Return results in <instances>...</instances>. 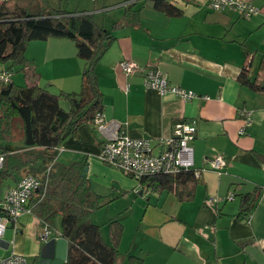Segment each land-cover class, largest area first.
Wrapping results in <instances>:
<instances>
[{"label":"crops","instance_id":"0c3cea01","mask_svg":"<svg viewBox=\"0 0 264 264\" xmlns=\"http://www.w3.org/2000/svg\"><path fill=\"white\" fill-rule=\"evenodd\" d=\"M72 1L63 6L59 0L58 8L94 13L108 30L124 23L112 31L114 39L96 65L106 128L81 124L78 135L61 144L56 159L69 160L70 165L84 160L91 195L113 198L94 210L91 220L101 226L107 243L112 241L109 223L123 225L115 264L137 263L132 258L142 264H264V89L239 79L245 70L264 86V0H249L259 7L250 18L234 10H214L208 0H173L182 9L179 16L157 9L152 0H136L141 11L135 25H125L127 0H75L73 6ZM26 57L23 68L14 70V83H37L53 93L81 89L85 61L74 41L34 40ZM123 60L135 63L136 71L123 72ZM149 67L196 96L182 99L147 88L144 73ZM242 107L251 111L243 133ZM180 120L195 122V165L205 168L200 177L194 176L191 199H181L176 190H137L136 178L99 158L103 144L118 133L148 138L156 145L172 136ZM219 154L228 161L221 174L208 164ZM17 181L7 183L5 191ZM257 188V202L245 219L242 195ZM19 228L17 234L8 227L10 238L6 230L2 255L38 256L44 243L41 219L26 212Z\"/></svg>","mask_w":264,"mask_h":264},{"label":"trees","instance_id":"16d2710c","mask_svg":"<svg viewBox=\"0 0 264 264\" xmlns=\"http://www.w3.org/2000/svg\"><path fill=\"white\" fill-rule=\"evenodd\" d=\"M34 1L1 0L0 64L21 70L27 62L26 51L31 41L57 37L75 42L77 54L85 61V67L78 92L53 93L37 83L19 85L13 80L0 84V123L5 129L17 126L19 132L23 133L22 146L2 151L5 160L0 172V189L9 176L19 180L30 165L42 164L43 174L51 167L46 196L40 200L38 195H34L30 204L33 206L32 213L53 228L57 216H61V233L69 241L65 264H115L121 254L119 240L123 225L117 220L109 223L112 241L107 243L102 236L101 226L91 220L92 212L113 198L107 200L100 194L91 195L90 181L83 175L86 166L84 160L64 167V172L58 177L54 176L52 167L61 144L69 136H77L81 124L94 123L96 115L103 113V93L99 87L96 65L114 39L112 31L124 26V23L116 22L108 30L97 22L94 13L52 8L48 0H41L39 10L31 13L30 7ZM152 1L157 9L168 15L182 14V9L173 0ZM136 2L127 0L125 3V25H135L140 21L141 9L136 8ZM239 79L244 85L264 89L245 70ZM62 99L70 102L69 110L62 107ZM196 181L193 171H185L178 175L145 177L142 184L145 188L176 190L178 196L185 200L194 196L190 187ZM186 186H189L188 190ZM259 191L257 188L242 195L245 219L255 206ZM39 259L38 255L31 263L39 264ZM132 259L137 262L135 264H142L141 259Z\"/></svg>","mask_w":264,"mask_h":264},{"label":"built area","instance_id":"2783aa9c","mask_svg":"<svg viewBox=\"0 0 264 264\" xmlns=\"http://www.w3.org/2000/svg\"><path fill=\"white\" fill-rule=\"evenodd\" d=\"M210 8L214 10H234L245 18H250L258 13L259 7L249 0H208ZM121 69L126 74L136 71L137 65L131 61L123 60ZM14 70L0 64V84H8L13 80ZM147 88L157 90L161 94L172 93L182 99H191L196 96L193 90H188L171 82L169 77L156 68H147L144 73ZM239 116L245 119L246 125L251 123V111L247 107L239 109ZM94 124L101 130L106 128L103 113H98ZM197 127L194 121L180 120L175 123L173 134L162 139L159 144H154L148 138H132L124 133L110 137L101 147L99 158L120 170L132 175L139 181L137 190L144 189L142 180L145 177L156 175H178L185 171H193L195 177H200L204 171L195 165L193 140ZM5 155L0 153V172L4 166ZM219 174L225 171L228 161L224 155L219 154L208 163ZM49 167L43 176L27 174L22 176L15 185L8 188L3 198H0V245L3 242L6 230L10 225L18 233L19 219L26 213H32L31 199L38 195L42 200L48 191L50 182ZM150 188V187H149ZM233 199L232 194L229 195ZM211 200H215L211 197ZM42 221V220H41ZM54 228L46 221H42L39 233L42 241L51 238ZM61 235L62 233L59 232ZM0 264H32L26 255L12 252L0 256Z\"/></svg>","mask_w":264,"mask_h":264},{"label":"rangeland","instance_id":"374dc122","mask_svg":"<svg viewBox=\"0 0 264 264\" xmlns=\"http://www.w3.org/2000/svg\"><path fill=\"white\" fill-rule=\"evenodd\" d=\"M48 1H49V4L51 5L52 8L61 7L59 5V0H48ZM60 1L62 2L63 6H66V4H67L66 1L67 0H60ZM40 3H42L41 0H35L32 3V5L30 7L31 13L39 10ZM74 3H75V0L72 1V6L74 5ZM61 105L66 110L70 109L69 101L61 100ZM20 128H22V127H20ZM22 145H23V133H22V131L19 132L17 126H15L14 129L12 127L11 128L9 127L8 129H5V126H3L2 123H0V152H2L4 149L9 148V147H17V148H19ZM62 159H60L59 161H55V163H54V165L52 167V172H53L55 177H58L59 175H61L64 172V170H63L64 167H66L67 165H70V161L69 160L65 161V160H62ZM40 168H41L40 165H37V164L30 165V166H28L26 168V170H27L26 172H30L32 174H36V175L40 176V174H43V170L40 169ZM28 169L31 170V171H28ZM13 181H14V178L10 177V176L4 181V184H3V186L0 189V194H1L0 198H3L5 196V194H6V191H5L6 188L5 187L7 186V183L9 184V183H11ZM11 231H12V229H8V231H7V235L6 236L9 237V238L12 236ZM60 231H61V216L58 215L57 218H56V226H54V230H53V232L51 234V238L55 237V236H58ZM3 253H4L3 249L0 248V256ZM25 255L27 256V258L31 262L33 261L34 256L27 255V254H25Z\"/></svg>","mask_w":264,"mask_h":264},{"label":"water","instance_id":"95a60500","mask_svg":"<svg viewBox=\"0 0 264 264\" xmlns=\"http://www.w3.org/2000/svg\"><path fill=\"white\" fill-rule=\"evenodd\" d=\"M87 173L85 168L84 175ZM69 241L61 234L59 237L46 239L39 253V264H65L68 257Z\"/></svg>","mask_w":264,"mask_h":264}]
</instances>
